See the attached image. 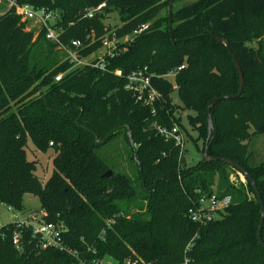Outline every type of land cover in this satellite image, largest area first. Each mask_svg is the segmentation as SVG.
<instances>
[{
    "label": "trees",
    "instance_id": "16d2710c",
    "mask_svg": "<svg viewBox=\"0 0 264 264\" xmlns=\"http://www.w3.org/2000/svg\"><path fill=\"white\" fill-rule=\"evenodd\" d=\"M24 4L58 12L62 42L71 47L72 41L81 40L84 56L97 52L110 30L129 40L107 59L105 70H69L71 63L55 51L57 45L46 39L45 30L37 37L27 30V21L17 12V5ZM101 4L106 6L87 16ZM169 4L15 0L0 16V205L22 212L26 194L37 196L45 219L64 223L66 244L89 259L109 256L123 262L138 255L157 264H181L186 258L189 264H264V248L257 238L261 207L251 182L231 181L228 172L238 170L204 157L208 144L210 157L241 164L255 179L264 202V159H256L251 145L264 136V0H174L176 43L169 31ZM113 12H118L119 24L108 25L104 20ZM144 25L148 27L135 34ZM208 35L228 39L245 76L243 94L213 108L209 141V102L237 94L240 79L229 49ZM254 40L256 46L250 44ZM182 65L175 75L179 105L167 77ZM144 67L163 95L155 113L137 102L125 88L126 79L115 74L118 69L129 73ZM182 109L193 112L190 126L203 140L196 165L189 166L175 141L166 140L156 128L177 124L191 136ZM127 126L134 141L133 177L97 152L119 135L131 144ZM29 140L39 151L57 154L45 183L35 173L36 162L27 157ZM109 169L112 176L106 178ZM215 192L231 196V205L206 224L193 222L189 210L202 194ZM137 197L141 200L135 202ZM15 232L22 237L21 249L13 243ZM75 262L65 251L41 248L30 228L14 222L0 228V264Z\"/></svg>",
    "mask_w": 264,
    "mask_h": 264
},
{
    "label": "built area",
    "instance_id": "2783aa9c",
    "mask_svg": "<svg viewBox=\"0 0 264 264\" xmlns=\"http://www.w3.org/2000/svg\"><path fill=\"white\" fill-rule=\"evenodd\" d=\"M15 5V2L12 3ZM106 4H101L96 9L88 11L87 16L93 17L94 14L104 8ZM17 12L22 15L25 21H34L39 30H45L46 39L55 43L58 48L64 49L68 53L67 60L71 63L72 67L69 70L80 68L84 66H92L102 70L106 69L107 59L112 58L119 53L120 44L129 40V36L121 38L117 35L116 30H110L101 38L102 47L88 56L80 53L84 49V43L81 40L72 41L71 47L64 45L61 40L62 30L57 28L56 24L59 19L58 12L50 11L44 7L35 8L30 4L17 5ZM148 26L144 25L135 34L142 32ZM32 31V30H29ZM105 49V53L100 54V51ZM102 55V56H101ZM185 65L173 70L169 75H176ZM115 74L119 77L126 79L125 88L132 92L137 102L140 104L151 107L153 113L156 112V104L162 102L163 95L152 84V74L148 67L138 70H133L129 73H124L123 70L118 69ZM64 73L58 74L56 80L60 81ZM177 88V86H176ZM161 135L166 140H173L180 148V156H183L186 150L187 136L184 131L175 124L171 129L167 127H156ZM232 203L231 196H221L217 192L206 195L202 194L200 201L192 209L189 210L190 219L198 224H206L221 216ZM9 210H14L8 207ZM46 213L42 210L41 213H30L23 217H14L12 221L17 223L18 227H26L32 230V235L37 238L38 244L43 249L54 248L60 251H65L75 257L76 262L73 264H157L152 261H147L144 258L134 255L127 257L123 262L116 261L114 258L105 256L102 258H87V255L82 256V252L72 249L66 244L64 232L67 230L64 223L48 222L45 219ZM110 221H108L109 223ZM5 225V224H4ZM0 223V228L4 226ZM105 232V231H104ZM103 232V233H104ZM13 243L17 249L22 248V237L19 232L14 233ZM191 244L187 246V251L190 250ZM87 252H91L92 248L88 247ZM96 253L93 250V254ZM189 259L186 258L181 264H189Z\"/></svg>",
    "mask_w": 264,
    "mask_h": 264
},
{
    "label": "rangeland",
    "instance_id": "374dc122",
    "mask_svg": "<svg viewBox=\"0 0 264 264\" xmlns=\"http://www.w3.org/2000/svg\"><path fill=\"white\" fill-rule=\"evenodd\" d=\"M13 2L15 0H0V16L10 10L13 6ZM162 13L165 14V11ZM25 21L24 19H22ZM108 25L119 24V15L118 12H113L108 15V17L104 20ZM27 30H32L35 33V37H37L41 30H37L38 26L34 21H27ZM124 38V37H122ZM253 46L257 45L256 40L250 43ZM55 51L59 52V55H64L63 60L67 59L68 53L64 49L55 47ZM105 53V49H102L99 53ZM102 56V55H101ZM171 82L174 83L175 90L172 92V98L177 104H182L178 89L176 88L175 75H168L167 77ZM29 99V98H28ZM16 105H12L13 111L16 109ZM193 114V112L189 109H182V122L187 127L191 136L187 137L186 143V152L185 159L187 164L196 165L198 161L202 158L201 150L203 147V140L198 139V133L193 131L190 123H189V115ZM196 140V142L194 141ZM252 149L254 151V155L258 161L264 159V136H257L252 140ZM27 157L31 161H35L37 165L36 175L42 182H46L53 173L54 165L53 160L56 157V152L54 150H50L46 153L39 151L36 149L31 140H29L28 145L26 147ZM97 152L103 158H105L109 163L113 164L115 168L119 169L122 172L127 173L129 176L133 177L135 174L136 162L131 159V144L125 139L124 135H119L110 142L101 145ZM111 170V169H109ZM107 170V171H109ZM112 171V170H111ZM230 180L233 182H243L246 183L245 177L239 172H228ZM141 200L137 197L134 201ZM25 209L20 212L16 210H9L8 206L5 204L0 205V223L7 224L15 220L14 217H23L24 215H28L30 213H41V203L37 196L32 194H26L25 198Z\"/></svg>",
    "mask_w": 264,
    "mask_h": 264
},
{
    "label": "water",
    "instance_id": "95a60500",
    "mask_svg": "<svg viewBox=\"0 0 264 264\" xmlns=\"http://www.w3.org/2000/svg\"><path fill=\"white\" fill-rule=\"evenodd\" d=\"M173 13H174V0H170V4H169V12H168V18H169V31L171 33V38L173 43H176L177 40L174 37L173 34ZM208 37L213 38L218 40L219 42L223 43L228 49L229 52L234 60L235 66L237 68L238 74H239V79H240V90L237 94L235 95H225V96H221V97H216L213 98L210 102H209V106H208V133H209V137H208V141L210 140L212 133L214 131V121H213V116H212V110L215 107V105L223 100H227V99H232V98H238L240 97L243 92H244V87H245V76H244V72L242 69V66L236 56V54L233 52V50L230 47V43L228 41V39L224 38V37H220V36H216V35H208ZM128 130V137L129 140L131 142V145H134V141L130 132V127L127 126L126 127ZM204 157L207 161H211V160H221L225 163H227L228 165H230L232 168L238 170V172L240 174H242L245 179H248L257 196V199L259 201L260 207H261V220H260V224L258 226V231H257V238H258V243L261 247L264 248V240L262 237V229H263V224H264V202L261 196V193L259 191V188L256 184L255 179L253 178V176L251 175V173L245 168L243 167L241 164H239L238 162L230 159V158H212L208 155V144L205 146V152H204ZM104 177L109 178L112 176V171L109 170L107 171L104 175Z\"/></svg>",
    "mask_w": 264,
    "mask_h": 264
}]
</instances>
